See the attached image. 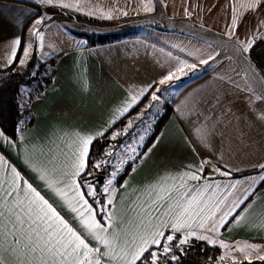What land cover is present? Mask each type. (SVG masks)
Masks as SVG:
<instances>
[{"label":"crops","instance_id":"obj_1","mask_svg":"<svg viewBox=\"0 0 264 264\" xmlns=\"http://www.w3.org/2000/svg\"><path fill=\"white\" fill-rule=\"evenodd\" d=\"M144 1L148 7L139 10ZM37 3L0 0V69L8 67L11 42L16 37L21 38V50L27 35L33 43V26L40 17H45L47 25H54L56 33L62 31L70 36V43L45 58L59 54L52 82L28 106L33 123L27 126V119L22 120L15 143L0 136V156L4 158L0 161V174H10L15 167L53 202L34 165L53 158L64 162L66 155L72 154L77 133L95 135L105 129V135L120 133L112 138L103 159L96 163L101 164V172L96 173L104 175L103 185L88 176L80 178L95 186L96 200L86 198L98 210V220L109 227H127L126 221L134 215L128 209L133 202L148 199L147 189L162 181L179 184L183 179L189 189L221 203L204 228L193 222L191 228L176 234L177 239L184 238L186 231L207 237H190L189 244L202 242L218 247V264L236 256L244 260L230 264L260 261L264 256V182L260 174L264 170L258 165L264 164V99L257 97L264 96V0H114L112 8L123 9L114 17L91 13L89 8L96 6L97 0H53L49 7ZM129 29L137 33L94 45L83 35ZM253 40L250 52L244 53L243 46ZM201 60L209 63L201 64ZM181 61L195 64L196 70L185 67L184 72L189 74L181 77L177 71ZM169 72L181 78L160 84ZM157 89L160 100L152 101L150 93ZM133 96L139 97L138 103L117 120L118 109L127 106ZM157 104L162 112L149 138L169 109L167 121L154 140L145 147L148 138L125 163L124 170L109 186L110 191L103 193L114 165L113 156L108 157L110 149L131 148V139L119 146L128 136L122 134L130 130L129 121ZM140 105L143 107L138 109ZM89 160L90 156L88 169ZM130 164V171L116 185ZM224 172L230 175H223ZM186 173H196L201 179L190 180ZM209 184L212 187L205 191ZM108 199L112 200L111 206H107ZM55 201L54 206L65 219L83 232L75 214L61 207L58 197ZM98 201L106 206L103 211H99ZM238 201L243 203L232 208ZM230 209L221 224L220 216ZM113 213L116 218L109 224ZM213 222L216 229L208 231ZM88 239L90 247L105 250L103 245ZM97 258L108 264V257Z\"/></svg>","mask_w":264,"mask_h":264},{"label":"snow or ice","instance_id":"obj_2","mask_svg":"<svg viewBox=\"0 0 264 264\" xmlns=\"http://www.w3.org/2000/svg\"><path fill=\"white\" fill-rule=\"evenodd\" d=\"M43 3L52 4L53 0H43ZM44 19L45 17H40L35 21L33 39L44 40ZM11 43V55L7 60L9 67L16 63L17 53L21 50V38L16 37ZM254 43L255 40L244 45L243 52L249 53ZM32 48L33 45L29 42L27 47L22 49L19 65L26 63ZM200 63L206 65L209 61L201 60ZM185 67L196 70L195 64L181 61L177 68L181 77L189 74L184 72ZM181 77L169 72L159 83L179 80ZM23 91L21 87V92ZM158 91L159 89L150 93L152 101L160 100ZM145 92H148V89H145ZM257 99H264V96H258ZM138 100L139 97L133 96L127 106L118 109L119 115L116 119L128 113ZM131 123L132 121H129V126ZM106 131L107 129L95 135L77 133L71 146L72 154L66 155L64 162L53 158L46 163L34 165L35 173L52 194L53 202L45 198V195L15 167L11 168L10 174H0V264H102L101 259L97 257H108V264H179L180 256L176 255V252L179 251L180 255H183L185 246L190 243L189 238L196 237V233L186 231L184 238L180 239H177L176 234L191 228L193 222L204 228L209 218L216 215L214 210L219 207L221 201H213L210 197L205 199L203 192L189 189L183 179L181 183L171 185L162 181L146 190L148 199L143 203L133 202L128 210L134 215L126 221L127 227H121L119 224L112 227L105 225L96 218L99 212L86 198L90 196L96 200L98 193L95 186L80 178L91 174L87 164L91 146L103 137ZM119 134L114 133L112 138L115 139ZM0 136H5L9 143H15L12 138L6 137L2 130ZM3 159V156H0V161ZM100 166L101 164L93 165L95 168ZM258 167L264 170V164H259ZM199 171H203V164L200 165ZM115 174L112 173L113 176ZM222 174L230 175V172ZM185 175L190 180L201 179L196 173ZM260 180L264 182V172L260 174ZM110 185L111 179L108 180V186L103 188V193L110 191ZM211 187V184L205 186V191ZM70 192L72 195H69ZM57 197L62 202L61 207H66L79 219L83 232L74 228L54 206ZM98 203L99 211H103L106 206L102 201ZM240 203L243 201L234 203L232 208L238 207ZM111 204L112 200L108 199L107 206ZM230 212L231 209L220 216L221 224ZM115 218L116 214L113 213L109 217V224ZM216 227L213 222L207 230L213 231ZM89 237L103 245L105 250L90 247ZM196 238L208 239L203 235ZM260 260L264 261V256L260 257Z\"/></svg>","mask_w":264,"mask_h":264},{"label":"trees","instance_id":"obj_3","mask_svg":"<svg viewBox=\"0 0 264 264\" xmlns=\"http://www.w3.org/2000/svg\"><path fill=\"white\" fill-rule=\"evenodd\" d=\"M136 33L137 30L129 29L104 35L85 33H83V35L88 38L90 45H94L116 41L122 38H126L128 36H132ZM58 57L59 54H56L50 57L49 59L43 61L37 60L35 58L34 61H31V59L26 67H18L17 69H12L13 66H8L5 69H2L6 72V74L0 78V127L12 139H17L19 134L21 133V130L18 131L17 129H21L20 122L24 118L27 119V126H30L33 123V118L29 117L30 108L27 107L25 108V110H22L19 102L17 101V96L21 90V87L24 84L32 82L35 77H39L42 75L46 79V84L44 85L43 90L46 89L53 80L55 74L54 66ZM31 70H33L36 75H33ZM142 107L143 106L140 105L138 109H141ZM170 114L171 113L168 109V111H166L165 115L159 121V125L147 141L145 147H147L154 140L162 126L167 121ZM122 124L123 123H121L120 125ZM111 143V132L99 138L93 143L88 169L91 174L88 175V177L96 180L95 173L101 172V169L95 168L93 167V165L103 159L107 148ZM130 169L131 164L128 165L125 171L120 175L116 182V185H119L122 182V180L126 177ZM185 251V255L183 257H180L179 259V264H201L203 262H219V257L221 254V251L218 247H212L203 244L202 242H193L191 244L186 245ZM254 262L255 261L242 262L238 264H254Z\"/></svg>","mask_w":264,"mask_h":264},{"label":"rangeland","instance_id":"obj_4","mask_svg":"<svg viewBox=\"0 0 264 264\" xmlns=\"http://www.w3.org/2000/svg\"><path fill=\"white\" fill-rule=\"evenodd\" d=\"M31 1L39 2L37 4L40 7H44V6L49 7V6L53 5V4H45V3H43V0H41L42 3L39 0H31ZM60 1H62V0H60ZM111 1H114V0H97L96 6H95V4H92L91 7L89 8L90 12L96 13L98 15H107V16H112V17L116 16L117 14H119V12H122L123 9L120 11L115 6H113V8H112L113 4L111 3ZM147 7H148V5H147L146 1H144V3L141 5V7H139V10H144ZM135 8L138 9L137 6ZM38 9L39 8H37V10ZM128 9H130V7L126 8V10H128ZM123 12H126V11H123ZM53 27H54V25H47V22H44V24H43L44 40L43 41L38 40V39L32 40L33 50L30 51V55H29L26 63L22 66L19 65V63H18L19 59L22 58V50H20L18 53V56L16 57V63H13L11 65V66H13L12 69H14V68L17 69L18 67H26L29 64L31 59H32L31 61H34L35 58L37 60L43 61V60H45V58H47L48 56L53 54L55 52L54 50H56V48H60L63 45L65 47L66 45H68L70 43L69 42V39L71 38L70 36H66V34H64L62 31H61V34L56 33L54 31ZM34 30L35 29H33V31ZM74 39H77V38H74ZM29 42H31V40H30L29 36L27 35L24 47H27ZM22 49H23V47H22ZM2 69H5V68L0 69V78L6 74V72L3 71ZM31 72L35 73V72H33V70H31ZM45 84H46V79L44 78V76L41 75L39 77H35V79L32 82H30L28 84H24L22 86L24 91L21 92V90H20V92L17 96V101L19 102L22 110H25V108H27L29 106L30 102L35 97L39 96L42 93V90H43ZM161 112H162L161 105L157 104L151 110H149V112L141 113L138 116L140 118H136L134 121H132V125H131L130 130L127 131L126 133L122 134V137L127 136V135L128 136L125 137L124 140L122 142H120V144L118 143L119 146L122 147L123 143L125 144L126 142H128L126 140L131 139L129 141L131 148L129 146V148H127L125 151H121L119 149H118L119 151L118 150L115 151L114 147L112 146V148L109 151L110 154L108 156L109 158H110V156L111 157L113 156V159H114V165L112 164L113 168L111 169V174H110V178H109L112 180V183L115 182L116 178L124 170L125 163L129 159H131V156H133L135 153H138L139 150H141V148L143 147V145L145 144V142L149 138L151 132L155 128L156 123H158V120H159L158 115H160ZM141 137H143V139H141ZM127 154H128V156H127ZM126 157H127V159L125 161H121V160H124ZM114 172L116 173L115 176L112 175V173H114ZM108 180L105 183V186L108 185ZM225 260H226L225 263L222 262L221 264L237 263L239 261L241 262L244 259L242 257L236 256V257H230L229 259H225ZM257 260L254 262V264H264V261H261V260L257 261Z\"/></svg>","mask_w":264,"mask_h":264},{"label":"water","instance_id":"obj_5","mask_svg":"<svg viewBox=\"0 0 264 264\" xmlns=\"http://www.w3.org/2000/svg\"><path fill=\"white\" fill-rule=\"evenodd\" d=\"M97 181L102 184L104 181V175L102 173H95ZM201 264H218L217 262H203Z\"/></svg>","mask_w":264,"mask_h":264},{"label":"built area","instance_id":"obj_6","mask_svg":"<svg viewBox=\"0 0 264 264\" xmlns=\"http://www.w3.org/2000/svg\"><path fill=\"white\" fill-rule=\"evenodd\" d=\"M185 253H186V251L184 252V254H183V255H180V252H179V251H177V252H176V255H178V256H180V257H183V256L185 255ZM173 264H174V262H173Z\"/></svg>","mask_w":264,"mask_h":264}]
</instances>
